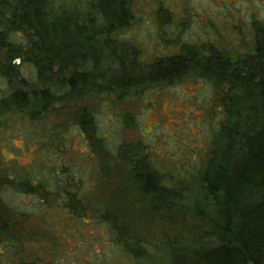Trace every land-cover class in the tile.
<instances>
[{
	"label": "trees",
	"instance_id": "trees-1",
	"mask_svg": "<svg viewBox=\"0 0 264 264\" xmlns=\"http://www.w3.org/2000/svg\"><path fill=\"white\" fill-rule=\"evenodd\" d=\"M3 3L10 14H0V52L10 67L0 61V77L7 84L0 119L14 112L28 117L24 151L33 157L20 162L18 155L4 159L0 154V209L23 217L28 212L9 201L22 195L42 207L57 203L84 219L78 195L89 181L78 168L59 167L60 156L71 151L93 161L101 177L108 174L107 158L116 157L143 193L167 208L189 209L187 201L200 200L197 213L210 219L212 232L198 244L175 240L165 245L168 264H264V19L249 24L246 39L229 42L209 21L206 42L183 43L177 52L144 62L137 44L119 35L134 17L131 0H89L86 9L80 0ZM16 58L27 66L26 75L11 63ZM191 73L222 86L224 106L223 116L211 124L209 149L195 173H183L176 164L174 172L163 170L142 141L110 147L95 109L81 111L72 127L74 138L67 140L61 125H37L57 100L75 96L83 101L93 90L143 94ZM109 111L118 124L136 125L127 114ZM102 219L112 233L118 221ZM18 248L17 233L0 212V264H14ZM127 253L129 264H145L150 250L137 246Z\"/></svg>",
	"mask_w": 264,
	"mask_h": 264
},
{
	"label": "rangeland",
	"instance_id": "rangeland-1",
	"mask_svg": "<svg viewBox=\"0 0 264 264\" xmlns=\"http://www.w3.org/2000/svg\"><path fill=\"white\" fill-rule=\"evenodd\" d=\"M6 1L12 5L17 2ZM80 1L81 9H86L89 0ZM3 2L0 0V14L9 17ZM131 9L134 17L119 35L137 44L144 62L177 52L183 43L206 42L209 21L229 42L246 39L250 36L249 24L264 19V0H131ZM4 58V51L0 52L2 65L10 67ZM11 63L20 66L21 75L27 74L28 68L21 66L20 59ZM220 89L222 86L213 81L191 73L171 84L150 86L143 94L93 90L83 101L71 96L52 102L37 125L48 129L59 124L67 140L74 138L72 127L81 111L95 109L110 147L122 141H142L151 146L163 170L174 172L176 164L183 173H195L209 149L211 124L223 116ZM6 94V80L0 77V96ZM110 108L127 114L136 125L118 124V117L110 116ZM27 119L21 112L0 119V154L4 159L18 155L20 162H28L33 157L24 151ZM28 151L33 154L35 148ZM58 164L78 168L84 178L87 176L89 185L81 187L78 195L86 217H75L57 203L42 207L31 197L14 196L10 205L28 212L19 217L0 209L18 236L14 264H129L127 252L137 246L150 250L144 257L145 264H168L167 243L179 240L196 245L212 232L209 217L197 213L202 206L200 200L197 204L187 201L192 207L189 209L163 206L141 191L129 169L116 157L107 158L108 174L104 177L99 176L93 161L71 151L64 152ZM103 216L118 221L116 228L111 226L112 233Z\"/></svg>",
	"mask_w": 264,
	"mask_h": 264
},
{
	"label": "flooded vegetation",
	"instance_id": "flooded-vegetation-1",
	"mask_svg": "<svg viewBox=\"0 0 264 264\" xmlns=\"http://www.w3.org/2000/svg\"><path fill=\"white\" fill-rule=\"evenodd\" d=\"M14 256V255H13ZM13 259V258H12Z\"/></svg>",
	"mask_w": 264,
	"mask_h": 264
}]
</instances>
